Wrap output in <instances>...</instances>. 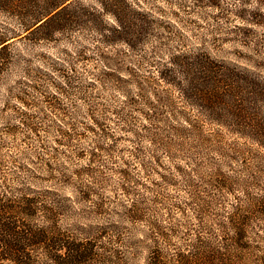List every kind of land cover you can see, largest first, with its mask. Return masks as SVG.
<instances>
[{
    "label": "trees",
    "instance_id": "1",
    "mask_svg": "<svg viewBox=\"0 0 264 264\" xmlns=\"http://www.w3.org/2000/svg\"><path fill=\"white\" fill-rule=\"evenodd\" d=\"M96 1L100 10L81 0H0V76L12 38L65 41L90 26L104 43L119 40L123 55L138 49V61L121 76L123 88H139L142 97L141 88L175 89L184 106L172 110L179 121L169 125L171 143L187 154L182 165L120 172L124 198L107 201L80 188L88 185L79 172L9 168L0 158V264H264V158L223 135L264 147V36L233 25L252 64L212 54L202 42L190 44L181 31L163 60H150L137 41L145 31L140 10L129 0ZM254 5L228 9L263 29L264 12ZM102 11L111 23H102ZM227 39L212 37L211 45ZM143 62L144 72H133ZM68 70L57 71L68 78ZM159 115L154 110L151 118ZM67 184L71 194L63 192Z\"/></svg>",
    "mask_w": 264,
    "mask_h": 264
},
{
    "label": "rangeland",
    "instance_id": "2",
    "mask_svg": "<svg viewBox=\"0 0 264 264\" xmlns=\"http://www.w3.org/2000/svg\"><path fill=\"white\" fill-rule=\"evenodd\" d=\"M81 1L101 9L96 0ZM129 1L141 12L145 31L142 30L137 41L142 43V52L150 60H163L165 49L180 42L181 31L190 44L202 42L212 54L252 64L251 54H243L249 52L248 48L236 40L233 25L255 28L258 39L264 36V28L228 9L255 4L264 12V0H257L259 4L254 0L244 4L241 0H218V8L205 0ZM218 9L223 16L214 17ZM100 17L105 24L113 20L103 11ZM217 36L229 39L211 45L212 37ZM25 41L21 36L12 38L11 58L0 76L3 166L79 172L83 183L88 185L80 188L107 201L124 198L116 182L120 172L137 174L140 170L183 164L187 152L179 151L178 145L171 143L175 137L169 130L172 122L179 121L172 110L184 106L175 89L141 88L145 92L142 97L138 95L139 88L121 85V76L128 75L129 67L139 59L138 49L123 55L125 47L119 40L104 43L90 26L72 31L65 41ZM159 43L165 45L155 53L150 52V47ZM262 56L254 55L253 60ZM64 66L71 67L68 78L57 71ZM146 68L143 62L133 72L142 74ZM154 90L159 100L151 93ZM154 110L160 112L158 119L151 118ZM223 132L225 139L245 141L247 147L264 158V147ZM96 176L102 177L103 182L93 181ZM71 186L67 184L63 192L71 194Z\"/></svg>",
    "mask_w": 264,
    "mask_h": 264
}]
</instances>
